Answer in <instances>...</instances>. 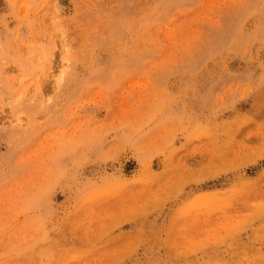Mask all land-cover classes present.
<instances>
[{
  "label": "rangeland",
  "instance_id": "1",
  "mask_svg": "<svg viewBox=\"0 0 264 264\" xmlns=\"http://www.w3.org/2000/svg\"><path fill=\"white\" fill-rule=\"evenodd\" d=\"M0 264H264V0H0Z\"/></svg>",
  "mask_w": 264,
  "mask_h": 264
}]
</instances>
